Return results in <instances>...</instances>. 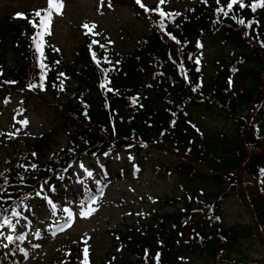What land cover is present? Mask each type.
<instances>
[{
	"label": "trees",
	"instance_id": "trees-1",
	"mask_svg": "<svg viewBox=\"0 0 264 264\" xmlns=\"http://www.w3.org/2000/svg\"><path fill=\"white\" fill-rule=\"evenodd\" d=\"M227 2L220 0V5ZM121 3L143 13L155 26L151 34L137 41L132 52L123 57L108 49L107 54L86 36L76 47L63 76L57 63L60 54L49 50L44 53L49 69L44 89L59 90L61 81L64 84L70 79L77 86V103L61 105L75 123L56 128L65 131L69 141L54 160L44 162L52 140L50 134L29 142L27 154L17 149V158L0 175V217H10L13 209L18 212L32 198L44 205L51 190L64 184L74 165L84 157H98L121 148L132 150L142 160V150H163L177 156L179 164H156L154 175L161 181L174 179L182 188V195L164 197V207L170 210H158L137 228L114 232V240L123 248L118 264H156L157 254L159 264H189L188 253L205 256L209 264H264V259L251 260L247 255L231 257L238 242L255 233L251 226L227 227L222 213L225 198H244L250 203L255 228L260 230L264 242V125L242 115L244 108L264 119V8L252 12L250 7L234 6L238 18L258 21L246 28L236 23L231 13L228 17L218 13L216 0H200L190 10L173 12L179 15L165 19L166 27L162 29L161 18L154 11L144 12L135 0ZM249 3L251 0H245L246 5ZM22 23L0 22V92H17L26 105L41 89L28 87L39 85L40 69L33 43L23 38ZM25 25L33 36L36 29ZM213 37L234 49L235 59L230 67H220L205 84L196 54L198 45ZM92 51L101 61L107 55L111 63L102 62L98 67ZM9 52L16 57L11 70L6 69ZM245 64H249L248 68L241 69ZM105 78L110 83L102 88ZM12 81L15 83H6ZM198 107L222 112L235 123L234 132L209 135L199 131L189 116V111ZM20 109L24 110V106ZM9 137L18 148L17 135ZM198 165L209 168L214 176H203ZM243 174L252 180L242 179ZM108 183L110 178L102 186ZM207 189L212 190L211 194ZM96 193L92 191L88 197L91 199ZM196 216L200 218L198 222ZM21 245L22 240L15 239L12 252L21 249ZM82 259L73 253L66 264H80Z\"/></svg>",
	"mask_w": 264,
	"mask_h": 264
},
{
	"label": "rangeland",
	"instance_id": "rangeland-1",
	"mask_svg": "<svg viewBox=\"0 0 264 264\" xmlns=\"http://www.w3.org/2000/svg\"><path fill=\"white\" fill-rule=\"evenodd\" d=\"M199 1L168 0L160 7L165 12L186 11L194 8ZM141 2L149 9H156L159 0ZM109 3L111 7L108 6ZM63 4L62 15L53 12L52 34L45 36L43 48L44 53L49 50L60 54L62 73L71 64L76 47L86 36L106 45V51L103 49V52L108 54L110 49L124 57L135 49L140 38L151 34L155 28L148 17L128 3L122 4L121 0H104L103 4L101 0H63ZM137 6L144 11L138 4ZM47 7L48 0H0V22L16 24L23 21V38L32 42L25 24L30 25L28 21L33 18L34 13ZM17 13H23L27 19L17 18ZM84 24L95 25L94 32L99 35H86ZM201 45L197 50L196 60L200 61L198 65L203 71L202 80L207 84L216 76L220 67L231 66L235 51L229 46H223L218 37L207 39ZM15 65L16 57L13 52H9L6 69L11 70ZM248 66L249 64H245L241 69ZM77 96V86L71 79L64 82L62 90L44 89L35 93L26 105L17 92L9 95L0 92V173L17 158V149L22 154L29 153V142L44 134L52 137L44 153V162L58 158L68 147L69 138L65 131L56 128L75 123L61 105L71 102L76 104ZM20 105L24 106V110L20 109L23 107ZM243 110L242 115H247L251 122L264 125L261 116L248 112L247 109ZM189 116L199 131L209 135L217 131L231 134L236 128L233 120L218 110L205 111L203 107H198L191 109ZM22 120L29 123L26 126L18 123ZM8 133L17 135L18 148L10 141ZM140 155L142 160L132 150L117 148L98 157H84L74 165L73 173L67 177V181L51 190L44 205L40 206L38 199L26 200L19 207L20 216H10L16 225L15 230L10 227L0 229V233H3L0 235V264H66L73 253H78L83 258L85 239L88 240L90 263L118 264L123 257V248L120 242L114 240V232L137 228L141 221L158 210H170L169 207H164V197L182 195V188L175 184L174 179L167 177L161 181L154 175L156 164L169 167L178 165L177 156L156 149L142 150ZM81 163L93 173L91 177L80 168ZM198 168L203 176H214L206 166L198 165ZM108 178L110 183L102 186ZM242 179L252 180L248 174H243ZM92 191L98 194L90 199L88 194ZM211 192V189H207L208 194ZM49 200L57 206L55 209L50 207ZM92 200L96 201L91 205L96 210L87 218L81 216L80 212ZM82 202L84 208L81 207ZM181 206L179 205L180 208ZM64 208L73 212L71 227H65L63 231H56L53 235L54 230L65 225ZM222 213L227 227L239 224L251 226L255 233L250 239H241L231 257L239 259L247 255L251 260L264 259V242L260 230L255 228L250 203L239 195L225 198ZM199 220L196 216L195 221ZM203 225L206 226L205 223ZM210 230L208 227V231ZM8 235L13 236L12 242L6 239ZM18 236L23 237L21 249L11 255L10 250ZM187 257L189 264H209L206 257L200 254L188 253Z\"/></svg>",
	"mask_w": 264,
	"mask_h": 264
},
{
	"label": "snow or ice",
	"instance_id": "snow-or-ice-1",
	"mask_svg": "<svg viewBox=\"0 0 264 264\" xmlns=\"http://www.w3.org/2000/svg\"><path fill=\"white\" fill-rule=\"evenodd\" d=\"M104 0H101V3L103 4ZM168 2V0H159L157 8L156 9H149L144 3L141 2V0H136V3L144 9L145 12L148 11H154L156 12L159 17L161 18L160 20V26L161 28H165V24H164V20L169 18V17H175L177 15H179V13H173V12H165L160 5L166 4ZM204 3H207V0H203ZM216 3L218 5L216 11L218 13H220L221 15L228 17L231 15V18L233 20L236 21V23L245 26L246 28H252L254 24H257L258 21H256L255 19L253 20H245L243 18H238L233 9L235 5H239L240 9H244L245 7H250L252 12H255L258 8H264V0H251V3L249 4H245V0H228L226 5H220V0H216ZM109 7H111V4L109 3L108 5ZM64 7L63 4V0H48V7L47 9H43V10H37L34 15L33 18L31 20H29V24L36 29L35 33L33 34V36L31 37L32 39V43L33 46L37 52V65L38 68L40 69V75H39V85L33 83L30 84L28 87L31 89H35L37 87H40L41 90H44V82L47 78V71L48 66L44 63L45 60V56H44V51L43 48L45 46V36H49L52 34V21H53V12H55L58 15H62V9ZM17 18H24L27 19L26 16H24L23 13H17ZM83 27L85 29H87L86 31V35L88 34H93V35H99V33H95L94 29H95V25H88V24H84ZM170 35V33H169ZM173 39H175L174 37H172ZM177 43H179V41H176ZM109 43H111V41H109ZM99 44V47L101 49H105L106 51V45L104 44H100L99 41L93 39L92 40V45H96ZM261 45L264 46V41H261ZM201 46L202 45H198ZM90 47V51H91V45ZM56 51H59V49H56ZM94 61L97 63L98 67L100 66V64L102 62L104 63H111V61L108 59L107 55H105L103 57V61H101L100 59L97 58V53L92 51L91 52ZM191 58V57H190ZM57 63H59V61H57ZM196 63L199 64L200 61L199 59L196 60ZM199 70V69H197ZM105 74L107 73V70L105 69ZM61 76H63V73H60ZM6 83H15L14 81L12 82H6ZM110 83L109 81H107V79L105 78V81L101 83V87L105 88L106 84ZM229 83H231V81H229ZM55 86V85H54ZM63 89V81H61V90ZM109 92H112L113 89L112 88H107L106 89ZM7 102V101H5ZM133 103H135V100L133 101ZM18 123L26 126L29 122L27 120H22L19 121ZM7 135L12 136L14 135V133H8ZM35 155V154H34ZM80 168L83 169L86 173V175L88 177H91L93 175V173L91 171H89L88 169L85 168V165L83 163H81ZM33 167H35V165H33ZM0 175H3L2 173H0ZM5 183H7V181L5 180ZM0 189H3V185H0ZM37 195H41L40 192L37 193ZM96 201L92 200L91 203L87 206L86 209L82 210L80 212V215L87 218L88 216H90L96 209L93 208L91 205L95 204ZM49 204L50 207L55 209L57 206L51 201L49 200ZM81 207L84 208L83 202L81 203ZM63 211L66 213V220H65V225H61L58 229L53 231V235H55L56 231H63L65 229V227H71V223L73 221V212L69 209V208H64ZM12 216L15 217H19L20 213L15 211L13 209L12 211ZM19 221L17 220V223ZM5 227H10L13 230H15L16 225L13 224L11 217L4 215L2 217H0V229L5 228ZM0 235H3V233H0ZM37 236H39V233H37ZM6 239L9 242L13 241V236L8 235L6 236ZM16 239H23L22 236H18L16 237ZM90 239V238H89ZM83 243L85 244V247L82 249V253H83V259L81 260L80 264H90L89 261V246H88V240L85 239L83 241ZM36 247H39V245H36ZM156 259V264H159V254H157V256L155 257Z\"/></svg>",
	"mask_w": 264,
	"mask_h": 264
}]
</instances>
